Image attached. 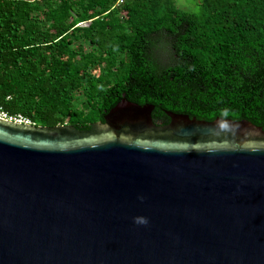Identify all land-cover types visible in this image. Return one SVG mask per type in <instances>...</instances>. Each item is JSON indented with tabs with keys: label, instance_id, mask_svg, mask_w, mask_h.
Wrapping results in <instances>:
<instances>
[{
	"label": "water",
	"instance_id": "obj_1",
	"mask_svg": "<svg viewBox=\"0 0 264 264\" xmlns=\"http://www.w3.org/2000/svg\"><path fill=\"white\" fill-rule=\"evenodd\" d=\"M154 109L0 119V264H264V127Z\"/></svg>",
	"mask_w": 264,
	"mask_h": 264
},
{
	"label": "trees",
	"instance_id": "obj_2",
	"mask_svg": "<svg viewBox=\"0 0 264 264\" xmlns=\"http://www.w3.org/2000/svg\"><path fill=\"white\" fill-rule=\"evenodd\" d=\"M0 0V105L89 130L123 99L264 127V0ZM89 23L88 26H83Z\"/></svg>",
	"mask_w": 264,
	"mask_h": 264
},
{
	"label": "built area",
	"instance_id": "obj_3",
	"mask_svg": "<svg viewBox=\"0 0 264 264\" xmlns=\"http://www.w3.org/2000/svg\"><path fill=\"white\" fill-rule=\"evenodd\" d=\"M122 2L123 0H120L119 3H122ZM0 119L7 121V122H15V123L24 124V125L35 126V124L29 118L21 114H17V115L10 114L1 105H0Z\"/></svg>",
	"mask_w": 264,
	"mask_h": 264
},
{
	"label": "rangeland",
	"instance_id": "obj_4",
	"mask_svg": "<svg viewBox=\"0 0 264 264\" xmlns=\"http://www.w3.org/2000/svg\"><path fill=\"white\" fill-rule=\"evenodd\" d=\"M186 2H189L187 0H181V2H179V5L181 8H184V9H188L190 7V5H188ZM89 23L87 24H84L83 26H88Z\"/></svg>",
	"mask_w": 264,
	"mask_h": 264
},
{
	"label": "clouds",
	"instance_id": "obj_5",
	"mask_svg": "<svg viewBox=\"0 0 264 264\" xmlns=\"http://www.w3.org/2000/svg\"><path fill=\"white\" fill-rule=\"evenodd\" d=\"M145 221L143 220H138L137 223H144Z\"/></svg>",
	"mask_w": 264,
	"mask_h": 264
}]
</instances>
